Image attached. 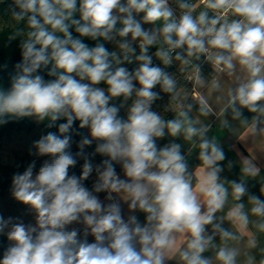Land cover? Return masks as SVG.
I'll list each match as a JSON object with an SVG mask.
<instances>
[{
  "label": "clouds",
  "instance_id": "clouds-1",
  "mask_svg": "<svg viewBox=\"0 0 264 264\" xmlns=\"http://www.w3.org/2000/svg\"><path fill=\"white\" fill-rule=\"evenodd\" d=\"M176 2L179 15L169 0H12L8 11L15 26L7 40L19 38L22 59L11 87L0 89V125L23 118L48 121L49 128L66 122L59 134L33 142L29 154L47 157L39 170L33 160L12 177L11 196L28 206L35 223L0 216V234L9 241L0 264H264V199L248 183L261 169L242 158L240 179H222L226 153L209 137L210 125L190 115L193 105H171L172 119L153 110L161 92L173 101L181 95L176 77L165 70L176 61L195 87L224 94L221 115L230 113L247 134L264 137V0ZM82 38L97 43L90 47ZM99 41L114 42L118 51ZM152 48L165 67L153 64ZM202 57L216 74L210 82L195 63ZM133 61L134 71L119 66ZM44 69L54 79L38 74ZM221 76L232 86L225 88ZM102 82L106 87L98 86ZM195 95L199 115L207 117L212 107ZM121 97L119 106L110 104ZM129 101L124 119L119 113ZM76 121L89 131L73 154ZM166 135L189 142V154L198 149L194 171L180 143L158 147L157 139ZM93 143L94 151L86 153ZM96 155L105 157L98 165L92 163ZM78 158L84 161L79 176L69 171ZM233 166L229 161L227 167ZM93 172L89 190L84 182ZM260 184L264 196V177ZM98 193H107L110 203ZM137 211L145 214L144 223ZM73 224L83 225L82 235Z\"/></svg>",
  "mask_w": 264,
  "mask_h": 264
},
{
  "label": "crops",
  "instance_id": "crops-1",
  "mask_svg": "<svg viewBox=\"0 0 264 264\" xmlns=\"http://www.w3.org/2000/svg\"><path fill=\"white\" fill-rule=\"evenodd\" d=\"M153 61L157 62V65H158L159 62L156 59L153 58ZM176 66L181 68L179 62L174 61V63L171 66L166 67L165 70L168 71L169 73L173 72L174 70L177 69ZM202 74L204 78L206 79V81H209V82L216 75L210 63H207L205 67H202ZM220 79H221L222 84L225 86V88L232 86V81L228 77L221 76ZM178 88L181 91V95L179 99L176 101L169 99L168 106H166L165 109L163 108L162 111H159V110H156V111L162 116H164L165 119H172L174 118L175 114H174V111L171 110V105L176 104V103H181V102L185 104L191 103L193 105V109L190 115L193 118L199 117L202 123L209 124L210 129H211L208 134L209 137L215 136L218 139V141L221 143L222 147L224 148L227 159L221 162L224 168V171L221 173V178L227 179V180H237L238 181L240 179L239 163L241 159L242 158L252 159L257 164V166L261 169V176L257 177L255 181L250 180L248 182L249 189L253 194L260 196V198L262 199L263 196L261 195L259 189L261 186L260 180L262 179V177H264V137L262 136L253 137L247 134L244 126L240 123V121L233 120L230 113L226 115H221L220 109L222 108L225 102V99H226L223 93H211L210 94L208 91V87L206 86L204 88L195 87V92L193 94L191 89H189L186 85L181 84L180 82L178 83ZM195 93H199L200 95L204 96L207 99L209 105L212 107L213 112L210 113L207 117H203L199 115V112H198L199 100L197 99ZM119 115L120 117L126 119L127 110L121 109ZM251 115L252 114L248 113L247 110H244V116L251 118ZM223 120L229 121L230 126L228 128L222 127ZM171 142L180 143L182 145L181 151L188 159L190 170L194 171L195 168L200 163L198 160V149H193L191 154H189L188 150L191 145L189 142L184 141L182 137L172 138L166 135L162 139H157L158 147H163L165 144H168ZM229 161L234 162V166L232 169H229L227 167ZM116 171L121 176V178H124L122 168L119 164L116 165ZM80 174L81 173H78L75 175L79 176ZM93 174L90 176L88 180L84 182L85 186L88 187L89 190L92 189V185L95 182V178ZM7 193L9 194L10 191H7L6 194ZM97 195L99 196L100 200L103 203L105 204L110 203V201H107L105 199L107 193H98ZM246 199L247 198L245 197V201ZM3 205L4 207L0 208L1 210L0 216H3L5 219H8L9 217H11L13 218L14 222H16L17 220H20V221H23L25 224L35 223L34 214L29 211L28 206L23 205L20 202L12 203L10 206L13 208H15L16 206L17 207L16 209L18 210V213L14 215L13 213L9 211V208L5 207V205H7L6 202H4ZM121 206H122L124 218L127 219L128 215L130 214L127 208V204L121 201ZM134 214L138 217L141 223L145 222L144 213L137 211ZM224 226L229 227L227 222H225ZM71 227L80 229L81 235L83 234L82 224H73L70 226V228ZM209 231H211L210 226H209ZM87 239L89 243L94 242V237H92L91 235H89ZM216 242L219 243V237L216 238ZM8 244H9V241H8ZM211 254L212 253L209 252V253H205L204 255L210 256ZM166 264H177V261L170 260V261H167Z\"/></svg>",
  "mask_w": 264,
  "mask_h": 264
},
{
  "label": "trees",
  "instance_id": "trees-1",
  "mask_svg": "<svg viewBox=\"0 0 264 264\" xmlns=\"http://www.w3.org/2000/svg\"><path fill=\"white\" fill-rule=\"evenodd\" d=\"M12 0H0V16L5 17L9 14V6L11 5ZM78 18V16L76 17ZM158 26H160V22H157ZM15 25L13 26H5L0 29V89H9L11 87V77L15 75V64L20 62L22 59L21 49L19 47V38L15 41H8V35L13 31ZM72 31L73 36L77 37L79 34L75 33L74 28L70 29ZM83 42L88 44L90 47H94L97 41H92L89 38H82ZM104 43L105 47L112 52L110 45L106 41H99ZM40 75L44 77L45 80L54 79V77H49L47 75V70L39 71ZM101 85L106 87V85L102 82ZM157 89L160 90V86L157 85L154 88V91ZM121 98L114 99L110 104L120 105ZM66 120L63 118L55 122V126L49 128L47 127L48 121L40 122L41 134L40 137L46 135L48 132H58V126L60 123H65ZM36 127V123L30 118H23L19 121H10L7 124L0 125V138L10 137L13 134H19L22 132L30 133ZM75 131L72 133V147L71 151L75 154L78 149V143L82 138V130L79 129V121L75 122L74 125ZM79 134H76V133ZM39 137V138H40ZM89 151L93 152L95 149V144L89 146ZM99 156V155H98ZM83 160V159H79ZM33 159L30 157L29 153H24L22 155H15L12 163H2L0 162V198H2L9 189L10 184L12 183V177L16 173H22L29 163H31ZM41 164L36 161V168L34 171H38ZM70 174H78V171L74 168H71ZM8 247V240L6 234H0V259L3 258V253Z\"/></svg>",
  "mask_w": 264,
  "mask_h": 264
},
{
  "label": "rangeland",
  "instance_id": "rangeland-1",
  "mask_svg": "<svg viewBox=\"0 0 264 264\" xmlns=\"http://www.w3.org/2000/svg\"><path fill=\"white\" fill-rule=\"evenodd\" d=\"M142 16H143V13L138 14L137 15V19H141ZM13 25H15V22L10 20V14H8L5 17H1L0 16V29H2L5 26H13ZM143 26H144L145 29L158 27V25H150V24H145ZM128 39H130V37H128ZM108 44L110 45V48H111L112 51H118L117 45L114 42H108ZM133 46L136 47V55H139L138 45L134 44ZM155 51H156V49H154V48L150 49V54H153V58L156 59L159 62L158 66H160L162 68L165 67V66H162L163 64L161 63V61L154 56V52ZM202 60H203V57L201 58L200 61H197V63L200 64V62H202ZM195 63H196V61H195ZM206 64H203L202 67H205ZM119 66L126 67L129 71H134L135 68L138 67V62H136V61H133L132 63L125 62L124 64L119 65ZM202 67H201V70H202ZM176 68L177 69L174 70L173 72H170V74L174 75L177 78L178 83L180 82L181 84L186 85L190 89V85L193 82H191V81L187 82V73L186 72H181L180 67H178V66H176ZM77 79H78V77H77ZM98 86L99 87H103L101 84L98 85ZM137 87H139L138 84H137ZM156 91L160 92L159 89H157ZM161 95L163 96V99L162 100H158V101H156L153 104V110H155V111L156 110L162 111L163 108L165 109L166 106H168V103H169L168 100L171 99V97L168 94H164V93L161 92ZM121 102H122V100H120V103ZM110 103H111V101H110ZM130 103H131V101H129L128 104L125 105V107L121 108V109H123V110L126 109L127 110V108L130 106ZM30 119H32V118H30ZM32 120L36 123V127L30 133L22 132V133H19V134H13L12 136H10L8 138L7 137L0 138V162H2V163H12L13 160H14L15 155H22L24 153H29L33 142L38 140L39 137H40V134H41L40 123H37L34 119H32ZM81 130H82L83 136L84 135H88V131L89 130L87 128L81 129ZM89 150L90 149H89V146H88V147H86L85 152L89 153V154L92 153ZM30 157L33 160H36L37 162H39L40 164H42L43 161L45 159H47V157H36V156H33V155H30ZM96 157H97V155L95 157H92V163L94 165L100 164V161L98 162V160L95 159ZM100 158H101V160L105 159V157H102V156H100ZM83 163H84L83 160H79L77 165L74 167V169L77 170L78 173H81ZM93 173H94L93 176H94V178L96 180V173L95 172H93ZM11 185H12V183L10 184L9 189H8V191H10V193L9 194L7 193L2 198H0V208L4 207L3 203L6 202L7 205H5V207L9 208V211L11 213H13L14 215H16L18 213V210L16 209L17 207L15 206V208H13V207L10 206L12 203H17L18 202L11 196ZM262 199H264V196H263ZM240 246L243 247V242H241Z\"/></svg>",
  "mask_w": 264,
  "mask_h": 264
},
{
  "label": "built area",
  "instance_id": "built-area-1",
  "mask_svg": "<svg viewBox=\"0 0 264 264\" xmlns=\"http://www.w3.org/2000/svg\"><path fill=\"white\" fill-rule=\"evenodd\" d=\"M169 3H170V6L176 11L177 15H179L180 9L178 8V5H177L176 0H169ZM199 10H200V9H197V12H198ZM177 51H179V50H177ZM173 55H175V53H173ZM196 63H197V61H196ZM206 63H208V62H206V61L204 60V58H203L202 62H200L201 67H202L203 64H206ZM153 64H154V65H157V62H154V61H153ZM190 81H191V80H189V79L187 78V82H190ZM191 82H192V81H191ZM190 89H191L192 93L194 94V92H195V86H194L193 83L190 85ZM95 159L98 160V162L100 161V163H101V161L103 160V159L101 160L100 156H98V155H97V157H96Z\"/></svg>",
  "mask_w": 264,
  "mask_h": 264
}]
</instances>
